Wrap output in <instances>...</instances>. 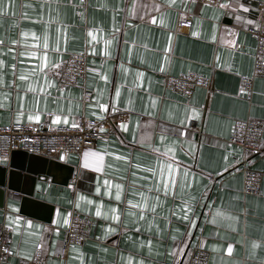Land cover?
Returning <instances> with one entry per match:
<instances>
[{"label":"crops","instance_id":"crops-1","mask_svg":"<svg viewBox=\"0 0 264 264\" xmlns=\"http://www.w3.org/2000/svg\"><path fill=\"white\" fill-rule=\"evenodd\" d=\"M258 1L87 0L80 15L68 0H0V127L129 114L93 148L64 156L68 186L36 182L34 197L53 206L48 222L43 208L24 215L20 197L6 199L7 264L30 261L38 244L44 264H186L193 248L208 264H264V177L257 196L243 194L240 151L226 142L236 121H261L263 153L249 167L264 173V78L249 99L240 89L253 72L247 31L264 28ZM178 11L193 16L188 33L177 31ZM70 54L86 55L83 85L57 77ZM186 73L209 78L212 91L185 99L163 88L165 74ZM72 209L95 224L61 261Z\"/></svg>","mask_w":264,"mask_h":264},{"label":"built area","instance_id":"built-area-1","mask_svg":"<svg viewBox=\"0 0 264 264\" xmlns=\"http://www.w3.org/2000/svg\"><path fill=\"white\" fill-rule=\"evenodd\" d=\"M76 6L78 14H82L87 0H68ZM198 5L223 6L240 3L246 0H192ZM260 16L264 13V0L257 2L256 6ZM177 31L188 33L193 16L178 11ZM256 41L253 72L250 77L240 78V89L248 99L251 96L254 80L264 78V28L247 31ZM87 73V60L85 54H70L57 70V77L64 86L83 85ZM163 88L177 95L189 99L197 88L208 93L212 91V82L201 75L186 73L177 76L165 74L162 76ZM128 113L115 111L108 113L101 119H90L79 116L70 126H49L47 124L25 125L10 124L0 127V160L7 161L13 151H23L28 154L42 156L55 161H62L67 155H80L85 149L93 148L102 136L115 133L119 126L126 122ZM103 129V130H101ZM189 129L199 136L203 128L195 123ZM263 123L258 120L246 119L236 121L227 144L240 151L238 168L242 172V192L245 195L257 196L264 173L249 167L251 158L263 153L262 149ZM95 220L82 215L72 209L69 212L68 224L64 230L61 242V251L57 258L66 261L71 248L82 246L89 240ZM208 252L193 248L187 257L186 264H208ZM14 257L11 249V229L0 221V264H7ZM45 256L42 246L35 247V253L30 261L19 260V264H44Z\"/></svg>","mask_w":264,"mask_h":264},{"label":"water","instance_id":"water-1","mask_svg":"<svg viewBox=\"0 0 264 264\" xmlns=\"http://www.w3.org/2000/svg\"><path fill=\"white\" fill-rule=\"evenodd\" d=\"M74 173V167L61 161L42 156L13 151L4 165L0 164V209L4 208L6 199L15 195L20 197V211L24 215L37 216L30 212L43 208L46 216H37L44 222L50 219L53 206L34 197L36 182L51 179L53 184L66 187ZM14 194V195H13ZM25 207L27 212L24 211Z\"/></svg>","mask_w":264,"mask_h":264},{"label":"snow or ice","instance_id":"snow-or-ice-1","mask_svg":"<svg viewBox=\"0 0 264 264\" xmlns=\"http://www.w3.org/2000/svg\"><path fill=\"white\" fill-rule=\"evenodd\" d=\"M30 119H31V117H30ZM37 119H38V117H37ZM101 130H103V129H101ZM120 197H119V195H117V199H119Z\"/></svg>","mask_w":264,"mask_h":264}]
</instances>
